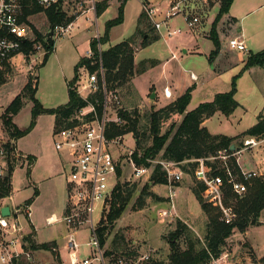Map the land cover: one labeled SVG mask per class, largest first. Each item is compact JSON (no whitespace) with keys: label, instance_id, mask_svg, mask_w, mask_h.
<instances>
[{"label":"rangeland","instance_id":"rangeland-1","mask_svg":"<svg viewBox=\"0 0 264 264\" xmlns=\"http://www.w3.org/2000/svg\"><path fill=\"white\" fill-rule=\"evenodd\" d=\"M79 1L81 0L72 2L70 6L64 8L67 16L82 14L83 9H87L90 5L89 3L80 5ZM147 1L159 9V12L154 16L155 20H163L168 7H170V4L167 6V0ZM187 3L193 4L187 8L189 13L187 9L183 10L169 22L172 27L180 28L181 33L167 35L166 38L142 49L140 46L142 39L136 40L134 49L138 71L129 83L119 86L121 104L129 111L138 110L142 127H148L147 115L153 108L159 109L174 103L178 99H174L175 93L181 96L189 87L196 86L192 92L188 110L194 109L201 102L212 101L217 93L227 92L231 89L234 77L243 71L245 63L234 61L237 58V51L234 52L230 48L228 40L241 27L247 29L248 33L255 38V44L250 46L251 50L248 49V52H244L245 58L249 51L258 52L264 49V0H236L234 2L231 10L222 17L218 25L221 49L214 60L210 59V53L215 49V45L210 39V31L220 8V0L197 2L188 0ZM119 5L118 0H113L104 14L102 13L103 15H97V22L94 13L91 12L92 14L78 18V22L65 34L55 33L54 49L47 63L38 70L39 89L36 97L45 107H56L68 102V81L75 75L76 64L81 57L88 54L91 39L98 33L102 37L107 21L118 16ZM141 6L140 1L130 0L126 8L127 15L124 17V22L112 28L110 40L106 44L99 45L101 50L120 43L136 33L138 19L142 12ZM146 6L149 7L148 4ZM250 11L253 12L246 21H241V16ZM184 14L198 17L199 21L192 27L195 31L203 28L199 34L201 39L199 38L198 42L201 53L193 51V48H196V43L191 38V27L188 26ZM29 20L33 30L35 27L44 34L50 30L46 11L31 14ZM152 24L154 25L153 21ZM156 31L158 32L157 29ZM183 49H188L189 53H184ZM45 53V48L37 50L36 57L39 56L35 61H33V57L22 58L20 54L10 60L13 67L12 72L8 76L7 82L0 87V122L5 123V116L10 114L7 113V107L15 96L22 92L27 83L29 71L36 70L38 66L36 63L43 59ZM173 54L179 58L170 59ZM143 60L148 62L146 61V68L141 71ZM152 61L155 64H152ZM160 61L162 62L160 63ZM165 61L167 66L163 64ZM164 69L165 73H163ZM192 72L198 75L197 80L192 79ZM79 78L78 71V80ZM166 82L169 85L171 82L174 90L168 101L164 94ZM236 83V99L240 106L230 117L217 112L206 120L204 125L214 135H239L236 142L240 143L243 139L241 134L256 124L260 114L264 115V66H253L245 70L238 77ZM154 93H157L158 97L155 94V97L152 98ZM24 100V107L13 117V123L20 129H26L32 121L33 102L26 98ZM183 116L180 113H171L170 117L162 123V132L165 133L173 125H178ZM55 126L54 115L41 114L37 117L31 132L18 138V147L25 157L12 174L11 199L5 200V203L15 207L34 198L31 204V221L38 231L37 239L39 241L36 237L33 238L36 244H42L50 238L60 237L61 229H65L62 222L54 225H48L46 222L52 214L62 218L68 204L67 181L69 174L64 160L68 162L69 155L67 151L61 152L56 149L55 143L60 139V136L56 132ZM145 131L147 128L141 129L140 138H144ZM134 137L136 138L134 133L128 132L125 135L124 146H112V153L116 159H120L125 167L123 176H121L123 181L133 174V168L127 158L129 149L136 150ZM122 153L124 155L121 156ZM249 154L255 161L261 159L264 155V144L256 150H251ZM245 157L246 155L243 156V158ZM157 159L160 160V158ZM146 182H148L146 178L133 179L129 184L131 186L133 183L136 184V192L121 218L117 220L105 247V252L113 248L111 255L105 253L110 264H119L121 260L124 264L168 262L172 252L170 236L177 228L178 219L187 224L197 237L205 240L209 217L193 192L195 182L191 171L186 172L183 179L177 183L178 196L174 217L164 218L161 216L162 210L168 209L170 206L168 189L165 184L155 185L152 183L151 185V190L163 198L162 200L149 197L143 209H134L136 200ZM36 190H38L37 195H35ZM98 218L99 213H96L95 219L98 220ZM20 220L26 232L29 231L31 228L29 218L23 216ZM32 234L33 231L31 236ZM116 234L118 235L116 236ZM80 236L83 242L89 240V234L86 231H82ZM114 240H117L115 247L112 245ZM179 244L182 249L186 248L183 238L180 239ZM223 250L222 254L228 253V258H220V264H264V209L257 222L251 223L245 231L235 229L226 240ZM83 251L85 253L86 249L84 248ZM34 254L37 264H64L63 259L67 258L65 251H62V256L60 255L59 258H56L52 251L45 249H39ZM148 254H151V258L143 260L142 258ZM53 255L55 259H53ZM227 260L228 263H226ZM65 264H69L68 261Z\"/></svg>","mask_w":264,"mask_h":264},{"label":"built area","instance_id":"built-area-1","mask_svg":"<svg viewBox=\"0 0 264 264\" xmlns=\"http://www.w3.org/2000/svg\"><path fill=\"white\" fill-rule=\"evenodd\" d=\"M103 0H81L80 5L89 3L83 12L91 11L97 15V4ZM207 1V0H194ZM78 0H32L42 11L58 7L70 6ZM188 0H175L161 21L155 20L154 16L159 12L156 7H148L144 4L149 18L153 21L157 30H161L171 18L182 13L184 4ZM24 0H0V63L11 60L16 55L22 58L37 59V50L44 48L43 44H35L36 52L26 55L21 52L22 44L26 41L35 40V32L29 23L30 15L26 16ZM188 26L193 27L199 21L198 17H190L184 14ZM73 23V22H72ZM72 23L67 26H55V33L65 34L72 28ZM180 29L168 31V35L179 33ZM100 35L97 34L96 38ZM231 49L239 53L247 51V45L241 36H235L228 40ZM100 52L102 51L99 47ZM94 53L91 48L86 56L92 57ZM35 56V57H34ZM91 64H99V68L91 71L88 66L79 68V80L75 84L77 93L87 101V105L80 108L71 119L79 122L73 126L58 131L60 139L55 143L59 151H67L69 160H64L68 168L69 179L67 181L68 204L62 218L55 214L48 217V225L64 223L66 234L62 245L57 248L56 258L62 256V251L67 254L64 264H110L105 257V248L101 246L98 232L99 225L103 219L106 220L110 211L111 201L119 182H132L133 179L146 178L150 180L154 167L160 164L166 172V186L170 206L162 210L164 218L176 215V198L178 196L177 183L183 179L186 172L192 171L194 182L205 184L206 193L204 198L220 212V219L228 223L236 217V206L234 203H226L225 196L230 192L234 196H243L247 193L249 185L253 180L264 181V155L259 160L250 157L251 150L258 149L264 144V138L257 136H245L240 143L222 148L209 156L187 159L182 162H174L166 159H148L150 166L138 165L134 158V150L129 149L128 162L133 168L127 180L123 181L124 165L120 159H116L112 153V146H124L125 135H112L115 126L126 124L121 116V110L125 109L121 104L119 88H110L105 78V70L102 58H95ZM194 80L198 75L191 73ZM100 93L102 102L96 98L90 100L92 95ZM165 97L171 98L172 92L169 86L164 88ZM133 134V132H130ZM135 141L136 138L134 137ZM124 153L121 154V156ZM246 155L245 158L243 156ZM25 156L18 147L17 139L11 134L7 125L0 122V178L5 177L11 167L16 168ZM121 168L122 175L118 170ZM130 182V183H131ZM2 200V199H1ZM99 213L98 220L95 214ZM32 214L31 205H17L11 208L9 216H3L0 208V264H37L35 250L26 249L28 241L27 232L21 223V217L30 218ZM86 231L89 240L82 241L80 233ZM84 248L86 252L84 253ZM154 251V250H152ZM228 253L213 259L211 264H220V258H228ZM151 254L144 256L143 260H149ZM219 261V262H218ZM228 263V260L226 261ZM119 264H124L123 261ZM230 264V263H229Z\"/></svg>","mask_w":264,"mask_h":264},{"label":"trees","instance_id":"trees-1","mask_svg":"<svg viewBox=\"0 0 264 264\" xmlns=\"http://www.w3.org/2000/svg\"><path fill=\"white\" fill-rule=\"evenodd\" d=\"M24 1L26 4H29L25 8L26 16L43 10L32 3V0ZM127 1L128 0L120 1L118 16L107 21L103 36L91 39L90 48L94 55L91 58L88 56L80 58L75 66L74 77L68 81V102L57 107H45L36 97L39 89L38 70L47 63L54 49L55 40L54 43L51 44L46 40L48 32L44 34L34 27L36 35L35 40L24 42L21 52L26 55L36 52L35 44L40 42L46 49V53L43 59L36 63L38 65L36 70L29 71L27 76L28 80L22 92L17 94L7 107V113L10 114L5 116V123L11 134L17 140L31 132L36 124L37 117L41 114H52L55 116L56 132L79 122V120L71 118L80 108L87 105V101L76 91L75 84L78 79V70L83 65L88 66L91 71L97 70L99 64H91L93 59L102 58L106 82L110 88H119V86L129 83L136 75L138 71L136 68L134 49L137 43L136 40L138 38L142 39L140 46L143 48L161 38L145 9H143L138 19L136 33L128 39L112 45L101 52L99 50V45L101 43L106 44L110 40L112 28L124 22V11ZM233 2L234 0H220V8L212 23L210 31V39L215 45V49L210 53L211 60H214L221 49L218 25L222 17L230 11ZM143 4L146 5V2H143ZM109 5L110 0L99 2L97 4V15L99 16L104 13ZM46 14L49 19L50 28L57 25L67 26L75 20V16H67L60 5L47 9ZM146 61L147 60H143L141 62V71L146 68ZM244 63V69L240 74L234 77L231 89L227 92L217 93L212 101L201 102L194 109L188 110V106L192 99V92L196 86L189 87L174 103L159 109L153 108L147 115L149 122L148 127L140 126L138 110L129 111L123 109L120 114L126 124L123 126H115L112 135L133 132L136 135V150L133 154V158L138 165L145 166L151 165L148 159L160 158L174 162H182L187 159L209 156L218 149H229L232 144H237L236 140L239 135H214L209 132L204 123L217 112H221L226 117H230L240 106V103L236 99L237 79L245 70L253 66H264V49L258 52L249 51L248 56L244 59ZM152 64H155V62L152 61ZM12 69L13 67L10 60L0 63V87L7 82ZM25 98L33 102L32 121L26 129H20L13 123V117L24 107ZM96 98H99L102 102L103 96L97 93L96 95H92L90 100L96 102ZM171 113H180L184 116L178 125H173L169 131L163 133L162 123L170 117ZM144 128H147L148 132L145 131L143 134L144 138H140L141 129ZM241 135L242 137L257 136L264 138V115L260 114L256 124ZM14 169V167H11L9 173L5 177L0 178V200L12 195V174ZM118 173L122 175L121 168H119ZM166 182V172L160 164H157L154 167L150 180L145 183L140 191L134 209H143L149 197L162 200L163 198L151 190V185L152 183L155 185L166 184ZM129 184L130 182L118 183L107 218L106 220L103 219L99 225L98 232L100 243L104 248L107 245L117 220L121 218L136 192V184L133 183L132 186ZM193 192L200 201L202 209L209 217L205 240L197 237L187 224L178 219L177 228L170 236L172 252L169 255V261H152V264H211L213 259L221 256L224 251L223 247L226 240L231 236L233 231L235 229L245 231L251 223L257 222L261 211L264 209V181L261 179L253 180L252 184L249 185L247 193L243 196H234L230 192L226 194L225 202L227 204L235 203L236 206L237 216L231 223L221 220L218 209L206 201L204 198V194L206 193L204 183L195 182ZM37 194L38 190L35 191V195ZM33 201L34 198H31L26 201L25 205H31ZM117 235L118 234H116V236ZM182 238L186 243V248L184 249H182L179 244ZM25 239L30 243V245L25 246L26 249H45L52 251L54 255L58 254L57 248L59 245L56 240L36 244L31 235L27 236ZM113 242L112 245L115 247L117 240ZM112 250H106V254L111 255Z\"/></svg>","mask_w":264,"mask_h":264},{"label":"crops","instance_id":"crops-1","mask_svg":"<svg viewBox=\"0 0 264 264\" xmlns=\"http://www.w3.org/2000/svg\"><path fill=\"white\" fill-rule=\"evenodd\" d=\"M112 1L113 0H111V2H110V4L112 3ZM119 1V3H120V0H118ZM138 1H140L141 2V4H142V11H143V7H144V4H143V1L144 0H138ZM173 1H175V0H167V6H169V4L171 5L172 4V2ZM236 0H234V2H235ZM144 2H146V4H148L150 7H154V5H151V3H149L147 0L146 1H144ZM196 2V1H195ZM234 2H233V4H234ZM130 3V0L129 1H127V3H126V5H125V11H124V17H126V15H127V11H126V8L128 7V4ZM190 4H192V3H185L184 5H185V10L189 7V5ZM193 5V4H192ZM191 7V6H190ZM169 8V7H168ZM194 8V7H193ZM108 9V8H107ZM188 10V13H189V9H187ZM231 10V9H230ZM251 12H253V11H250L249 13L247 12V13H245V14H243L242 16H241V21H246V19L249 17V15L251 14ZM91 13V11H86L85 10V12H82V14H78V15H76L75 16V20L73 21V23H72V27L78 22V18H81V17H83V15H86V14H90ZM92 14V13H91ZM104 14V13H103ZM102 14V15H103ZM69 16H71V15H69ZM97 15H95V19H96V22H97ZM174 18V17H173ZM173 18H171V19H173ZM171 19L169 20V21H167V24L163 27V28H165V30H163V28L161 29V30H158V32L161 34V38L160 39H164V38H166L167 37V35H168V31L170 30V31H173L174 29H180V28H177V26L176 27H172V25H171V23H169L170 21H171ZM236 20H238V18H236ZM204 26V28L206 27V25L204 24L203 25ZM181 30V29H180ZM191 31H192V33H191V38L192 39H194L195 40V43H196V48H193V51L196 53V52H199V53H201L200 51H199V48L200 47H198V45H199V38H200V36H199V34L203 31V28H200L199 30H197V31H195L192 27H191ZM182 32V30L179 32V33H181ZM98 34H100V33H98ZM178 34V33H177ZM173 35H175V34H173ZM235 36H241V38L245 41V43H246V45H247V52H248V49L249 50H251V48H250V46L251 45H253V44H255V38L254 37H252V35L250 34V33H248V31H247V29H244V27L242 28H240V29H238V32L236 33V34H234V35H232L231 37H235ZM95 37V36H94ZM230 37V38H231ZM159 39V40H160ZM201 39V38H200ZM200 46V45H199ZM90 49V48H89ZM142 49V48H141ZM183 51H184V53H189V50L188 49H183ZM234 52H235V50H233ZM237 58H236V60H234V61H237V62H240V63H244V59H245V53H239V52H237V56H236ZM179 57L176 55V54H173L171 57H170V59H178ZM157 59V58H156ZM158 60H160V59H158ZM162 61H160V63H161ZM163 64H166L165 66H167V62L165 61ZM165 68V67H164ZM163 71V70H162ZM163 73H165V69H164V72ZM193 73V72H192ZM166 86H169V88H171L170 90H171V92L172 91H174L173 90V84L170 82V85L166 82V84H165V87ZM172 86V87H171ZM195 90V89H194ZM155 94H157V93H155ZM157 97H158V94L156 95ZM180 96H178L176 93H175V98L174 99H177V98H179ZM153 98V97H152ZM168 99H170V98H167L166 97V101H168ZM200 104V103H199ZM57 107V106H56ZM208 120V119H207ZM206 122V121H205ZM11 199V196L10 197H7V198H4V199H2L1 201H0V208H1V210H2V208L3 207H5V206H10L9 204H7V203H5V200L6 199ZM11 208H13V206H10V209ZM53 215V214H52ZM51 215V216H52ZM31 217H32V214H31V216H30V218H29V222H31V228H30V230L29 231H27V236H29V235H31V233H32V231H33V234H32V239L33 238H35L36 237V239L38 238V231L36 230V228H35V226H34V224H32V221H31ZM50 217V216H49ZM65 226V225H64ZM65 229H61L62 231H61V233H60V237H56V238H50V239H48V240H46V241H53V240H56L57 242H58V245H62V243H63V241H64V235L66 234V227H64ZM35 229V230H34ZM34 231H36V232H34ZM38 240V239H37ZM28 241V240H27ZM39 241V240H38ZM45 241V242H46ZM41 242H43V241H41ZM61 242V243H60ZM60 243V244H59ZM28 245H29V241H28ZM35 251H38V250H35ZM51 253V252H50ZM53 259H55L54 258V255H53ZM50 262V260L48 261V263Z\"/></svg>","mask_w":264,"mask_h":264},{"label":"water","instance_id":"water-1","mask_svg":"<svg viewBox=\"0 0 264 264\" xmlns=\"http://www.w3.org/2000/svg\"><path fill=\"white\" fill-rule=\"evenodd\" d=\"M54 32L55 28L51 27L46 37V40L49 41L51 44L54 43ZM152 97H155V93L152 95ZM232 150H235V145L232 146ZM1 213L3 216H9L11 214L10 206L3 207Z\"/></svg>","mask_w":264,"mask_h":264}]
</instances>
